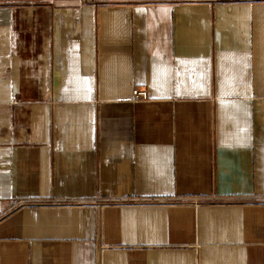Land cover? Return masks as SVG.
<instances>
[{
	"label": "crops",
	"instance_id": "1",
	"mask_svg": "<svg viewBox=\"0 0 264 264\" xmlns=\"http://www.w3.org/2000/svg\"><path fill=\"white\" fill-rule=\"evenodd\" d=\"M0 264H264V0H0Z\"/></svg>",
	"mask_w": 264,
	"mask_h": 264
},
{
	"label": "built area",
	"instance_id": "2",
	"mask_svg": "<svg viewBox=\"0 0 264 264\" xmlns=\"http://www.w3.org/2000/svg\"><path fill=\"white\" fill-rule=\"evenodd\" d=\"M134 100H144L147 98V91L144 88H135L133 90ZM22 205L20 202H15L13 207Z\"/></svg>",
	"mask_w": 264,
	"mask_h": 264
}]
</instances>
